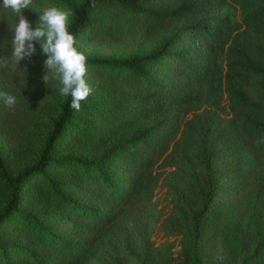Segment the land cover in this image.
Listing matches in <instances>:
<instances>
[{
    "label": "trees",
    "instance_id": "obj_1",
    "mask_svg": "<svg viewBox=\"0 0 264 264\" xmlns=\"http://www.w3.org/2000/svg\"><path fill=\"white\" fill-rule=\"evenodd\" d=\"M51 1L72 12L69 31L80 52L85 36L121 44L139 29L151 35L175 26L157 49L145 55L104 58L85 54L87 70L102 93L97 104L87 99L75 111L70 96H54L57 115L35 162L13 175L0 153V229L17 224L20 217L34 222L32 232L37 238L61 246L49 259L29 260L22 250L0 240V264H84L126 210L143 199L152 200L156 189L172 181L194 154L200 155L206 184L201 192L202 207L193 216L192 264H200L199 223L217 190L208 144L213 129L227 132L234 157L229 164L230 178L235 189L248 191L261 207L263 231L264 0ZM23 15L32 25L39 14L25 9ZM16 21L10 9L0 6V58L11 53L14 33L10 29ZM6 40L8 47L4 46ZM11 62L7 61L9 66ZM80 116L90 119L85 124L86 140L98 145L103 137L134 133L101 159L88 161L70 155L57 159L55 153L70 136V129L79 126ZM111 161L119 165L117 181L106 167ZM73 164L85 172L94 170L108 190L101 195L102 209H84L85 225L77 229L81 240L74 243L57 240L21 211L32 182L41 188L42 182L49 184L61 201L73 205L57 190L59 183L48 171Z\"/></svg>",
    "mask_w": 264,
    "mask_h": 264
},
{
    "label": "rangeland",
    "instance_id": "obj_2",
    "mask_svg": "<svg viewBox=\"0 0 264 264\" xmlns=\"http://www.w3.org/2000/svg\"><path fill=\"white\" fill-rule=\"evenodd\" d=\"M52 6L68 10L51 0H33L31 10L40 14L44 8ZM32 26L35 29L36 23ZM174 26L151 35L139 29L121 44L91 40L85 36L80 41V48L84 54L104 58L141 56L157 49ZM35 47L36 53L18 66L14 62L9 66L0 61V91L9 92L17 99L12 109L0 101V153L13 175L35 162L58 111L52 98L60 95L61 85L52 73L44 82L47 57L42 54L38 43ZM85 79L93 88L87 99L90 104H97L102 98L98 83L88 70ZM80 118L79 126L70 129V136L55 153L57 159L67 155L88 161L101 159L108 149L127 141L134 133L132 130L112 139L103 137L98 145L85 138V124L89 117ZM81 136L85 140H80ZM208 144L213 154L217 190L209 211L199 223L200 264H264V247L259 248L264 246L261 207L252 201L248 191L235 189L229 174V164L234 157L226 130L213 129ZM199 157L194 154L189 163L182 164V171L176 173L168 184H161L152 200L143 199L128 208L107 230L106 237L92 250L84 264H192L191 253L196 240L193 216L201 209V192L206 190ZM106 167L115 180L119 165L111 161ZM48 171L50 178L59 183L57 190L73 205L61 201L49 184L42 182L45 186L42 185V190L40 185H35L37 182H32L27 186L21 211L53 233L57 240L78 242L81 235L77 229L85 225L87 218L84 209H102L101 195L108 190L94 170L85 172L73 164L56 170L49 168ZM17 219V224H6L0 229L1 241L9 243L12 249L22 250L21 254L27 255L29 260L49 259L57 254L61 247L58 243L42 241L32 232L34 222Z\"/></svg>",
    "mask_w": 264,
    "mask_h": 264
},
{
    "label": "clouds",
    "instance_id": "obj_3",
    "mask_svg": "<svg viewBox=\"0 0 264 264\" xmlns=\"http://www.w3.org/2000/svg\"><path fill=\"white\" fill-rule=\"evenodd\" d=\"M4 9H10L16 16L15 27L10 29L14 36L10 42L11 53L0 61H12L16 66L22 60L30 59L36 53L35 44L40 45L43 55L47 57L44 67L58 79L59 94L71 97L70 107L80 111L81 102L93 93V88L86 81L87 57L76 47L77 40L69 31L72 12L55 6L44 8L38 15L35 29L23 15L25 9L33 7V0H3ZM9 41H4L8 47ZM0 101L6 108L12 109L17 103L14 95L0 91Z\"/></svg>",
    "mask_w": 264,
    "mask_h": 264
}]
</instances>
